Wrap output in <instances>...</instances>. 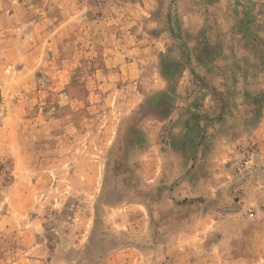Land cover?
<instances>
[{
  "label": "rangeland",
  "instance_id": "1",
  "mask_svg": "<svg viewBox=\"0 0 264 264\" xmlns=\"http://www.w3.org/2000/svg\"><path fill=\"white\" fill-rule=\"evenodd\" d=\"M249 1L0 0V264H264Z\"/></svg>",
  "mask_w": 264,
  "mask_h": 264
},
{
  "label": "crops",
  "instance_id": "2",
  "mask_svg": "<svg viewBox=\"0 0 264 264\" xmlns=\"http://www.w3.org/2000/svg\"><path fill=\"white\" fill-rule=\"evenodd\" d=\"M248 4L250 5L249 6V12H251V15H252V12H253V14H258L259 13V14L264 15V0H250L248 2ZM244 23H245L244 25L247 24L246 22H244ZM244 28L247 30L248 29V26L246 25ZM201 32H205V34L207 35L206 28L205 29H202L201 31H199V33L194 34L192 36V41L193 42L196 41V36L197 37H200ZM251 32L254 34V30L251 31ZM183 37L185 38V40H188V34L185 33V35ZM257 38H259V43H260V46H259L258 49H257L256 46H254V47L253 46L247 47L248 45L247 44L244 45V43H243L242 46H244L246 48L245 49V52L248 53L249 55H251L253 57H261L262 56V58H256L255 59L256 61H259V60H264V37L263 36H260V35H257ZM217 43L219 44L220 42H217ZM211 44H213V46H214L213 48L214 49L216 47H217L216 49H218V46H217L216 43H211ZM262 74H263L262 77L264 78V72ZM252 76L249 75L248 78L251 79V78H253ZM261 85H262V88L261 89L259 88V90L255 91L253 93L254 96H262V95H264V83H261Z\"/></svg>",
  "mask_w": 264,
  "mask_h": 264
}]
</instances>
